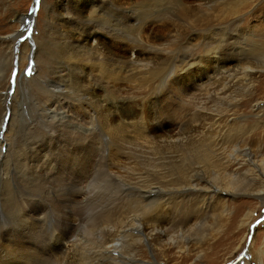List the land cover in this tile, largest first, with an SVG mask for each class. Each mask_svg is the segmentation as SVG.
I'll use <instances>...</instances> for the list:
<instances>
[{"label":"bare ground","instance_id":"6f19581e","mask_svg":"<svg viewBox=\"0 0 264 264\" xmlns=\"http://www.w3.org/2000/svg\"><path fill=\"white\" fill-rule=\"evenodd\" d=\"M166 1L173 5L174 0ZM164 5L157 4V9L154 8L157 16L162 11L173 12L171 5ZM102 7L101 4L97 6L99 10ZM140 14L132 11L128 18L117 17L115 23L110 21L113 25L104 22L106 19L95 22L113 26V29H107L108 32L118 31L131 41V49L135 52L141 49L156 55L170 54L173 65L167 67L163 62L141 60L137 54L122 60L87 52L86 46L69 39V50L61 49L67 59L63 72L58 74L69 83V88H73L69 90L73 99L86 105L87 117L73 111L70 99L64 98V88L58 87V92L51 90L52 106L42 121L49 119L45 123L48 129L35 130L39 137L44 134L45 138L27 143L26 152L33 157L31 160H26V152L24 157L19 156L17 144L14 148L10 138H0V216L6 223L5 232L0 231V241L12 238L17 243L15 255L22 258L40 253L43 260L56 264H137L139 250H143L145 242L152 244L156 239L160 252L166 254L165 247L175 241L169 240L174 228L182 239H188L191 232L200 231L203 214L213 204L220 205L221 215L227 217L229 201L240 191L246 195L253 192V196L256 192L264 194V126L261 127L263 123L259 120L264 108V101L259 98L264 93V42L250 40L252 35L248 34L247 46L251 48L248 50L261 59L256 63L233 64L243 48L246 52L247 46L241 44L244 39L241 32L229 31L221 25L205 28L203 41L214 53L209 63L211 73L193 71L191 67L197 61H194L192 46L182 42L177 52L166 46L182 33H170L168 43L159 47L144 44L137 30H141L140 24L146 17L141 19L144 16ZM26 16L24 20L29 18ZM115 31L111 35L116 37ZM259 32L264 35L263 30ZM20 36L16 34L12 39L16 41ZM260 39L264 38L260 36ZM1 60L0 57V67ZM178 71L181 72L179 76H184L178 77ZM1 72L2 68L0 76ZM171 75L180 90L177 121L172 130L165 129L163 112L157 104L152 107L156 121L152 126L145 125L143 115L137 120L123 116L116 120L114 110L118 103L125 102V98L135 101L139 96L123 94L114 99V91L109 88L111 82H129L137 90L153 89L156 85L165 87ZM2 96L5 100L9 97ZM16 96H11L12 101ZM155 96L157 100L158 94ZM249 107L258 117L254 121L239 115ZM14 115L11 113L10 122L5 123L8 128ZM65 117L66 121L63 120ZM52 119L57 121L51 123ZM3 125L4 115L0 119V131L4 129ZM58 126H64L65 130L60 132ZM5 145L7 148L3 149ZM12 151L23 164L27 162L28 169H14L9 158ZM195 219L197 224L193 223ZM212 230L209 237L222 233L220 228ZM219 245H211V253H215L214 249ZM8 250L6 252L10 254ZM3 251L5 254V249ZM258 253L257 263L264 264V251ZM32 257L28 259L32 261ZM155 258L147 264L167 263ZM246 261L244 258L240 264ZM20 262L27 264L24 261L17 264Z\"/></svg>","mask_w":264,"mask_h":264},{"label":"rangeland","instance_id":"374dc122","mask_svg":"<svg viewBox=\"0 0 264 264\" xmlns=\"http://www.w3.org/2000/svg\"><path fill=\"white\" fill-rule=\"evenodd\" d=\"M162 1H151V3L150 1L148 2V0H39L35 13H33L32 9L35 6L34 0H0V57L2 58V66L0 67V69L2 68V76H0V119L4 115L5 125L6 122H10L9 118L11 117V113H13V115L15 114L11 126H9L10 128H8V123L5 126L3 125L4 129L1 130L2 132L0 131V138L5 137L7 140L10 138L14 143V148L17 144L16 147L21 153L19 156L24 157L27 151V143L33 140L35 142L42 141L44 137V134H41L40 138L39 135L35 133V130L37 129L43 132L48 129L45 123L49 122V119L45 122L42 121L46 118L44 114L48 112V108L52 106L51 90L58 92V89H56L58 87L64 88V95H66L64 98L66 100L70 99L73 111L83 117H87L88 111L86 105H80V103L73 99V94L69 93V90L73 88H69V83L64 80V77L59 75L63 72L61 70H63L64 62H66L67 59L63 53L61 54V49L64 51L66 50V52L67 48L69 50V39L74 43L86 46L84 49H87V52L111 55L122 60H128L130 57L134 58L137 54L138 58L141 60L163 62L162 64L167 67H169L170 64L173 65V58L170 54L166 55L161 53L156 55L155 53H147L141 49L135 52V50L131 49L133 45L131 41L123 37L118 31L114 29L110 31L111 33L108 32L107 29H113V26L109 25L112 24L111 22L114 21L113 23H115V19L122 16L128 18V15L132 13V11L137 14L141 12L142 16H144L141 17V19H145L146 17L144 22L140 24L139 28H141V30H137L140 31L139 38L142 42H145L144 44H151L159 47L165 42L168 43L170 38L168 35L170 33H182L180 38H176L170 45L166 44V46L168 50L173 52H177V50L180 49V44L182 42L192 46L191 52L195 58L194 61H197L196 65L191 67L193 71L211 73V66L209 63H211L210 60L214 53L211 52L213 50L212 47H206L203 41L205 37L202 35V31L205 28H213L221 25L229 31H231V29L239 30L245 39V41L241 39L242 46L245 45L243 47H246L251 39L264 42V39H260V36L264 38V35L259 32L260 30L264 31V0H218V3L216 0H174L173 5H171L172 3L166 4V0ZM147 3L148 7L145 5ZM161 3L163 5L165 4L163 7L172 6L173 12L167 14L169 12L164 13V11H162L157 16V13H154L156 11H154V8L157 9V4ZM99 4L103 5L101 10L97 8ZM143 11H146V13L144 12L143 14ZM147 14L152 16L150 17ZM25 16H29V18L24 20ZM29 19L33 20L32 30L28 37L19 40L25 32L27 20ZM96 19H102L103 21L106 19L104 22L109 24L104 22L96 23ZM99 31L105 32L98 33ZM114 31L116 37L111 35ZM16 34H21V36L18 40L14 41L15 39H12V36ZM248 34L252 35L250 40H248ZM8 35L12 36L7 38L9 37ZM30 38L31 40H28ZM34 44L36 47L33 49ZM247 47L245 48L246 52L243 48V51H240V54L236 55L237 57L234 59V62H232L233 64L238 62L256 63V61L261 59L259 56H255V53L248 50H251L249 46ZM32 50H34L33 52L36 51V53L33 54ZM188 60L192 61L191 58ZM45 66H48L46 72ZM44 73L45 77H43ZM179 73L181 72H177L178 77L184 76V74H180L179 76ZM170 74H172V72ZM173 77L174 76L171 75L168 78L165 87L156 85L153 89L143 88L142 90H137L136 87L129 82H111L112 86L109 88L114 91V99H117L115 97H120L123 94H136L139 96L135 101L125 98L123 99L125 102L118 103L117 108L114 110L116 120H118L120 116L129 120L133 118L137 120L140 115H143L145 125L152 126L154 122H156L152 114V107L158 105L163 112L165 129H167V131L172 130V128L175 127L174 123L177 121V95L180 93ZM197 77L199 78V76L196 75V78ZM20 79L21 83H19ZM257 83L258 82H256L255 85H257ZM262 86L264 87V82H262ZM124 87H126L127 91ZM260 89L258 88L259 91ZM4 94L9 95L7 100L2 96ZM13 94H17L14 101H12L13 98L11 97ZM157 94L158 99L156 100L155 95ZM62 96L61 94L60 97ZM259 98L264 101V93L261 94ZM169 101H171L170 104ZM64 110L66 114L69 113L67 108H64ZM245 111H243L244 114H239L244 116L245 120L254 121L258 118L254 115L255 111L252 110L251 107H249L246 112ZM22 112L24 115L20 116ZM66 118L67 117L63 120L66 121ZM259 118L263 123L261 127H263L264 108ZM56 121L57 119L50 120L51 123H55ZM62 123H64V121ZM127 124H129V122H127ZM16 129L18 130L16 131ZM59 129H61L60 132L65 130L64 126H58V130ZM5 146L3 149L7 148V146ZM18 146H20V148ZM21 149H24L23 152H21ZM5 151L6 150H3V152ZM115 152L118 154V149H115ZM49 153L52 152L49 151ZM15 155L14 151H12L9 156L14 169L16 168V170L20 171L23 168H27V162L25 161L26 163H24V165L17 155ZM28 155L26 152L25 156L27 157ZM31 158L33 157L28 156L26 160H31ZM19 164L22 165L19 166ZM8 183L11 187L12 184L10 182ZM251 194L246 195L242 190L237 194L236 198L229 201L228 209L230 208V210H227L229 212V217L222 216V208L220 205L217 206L213 204V208L211 207L203 214L201 230L197 233L191 232L188 239L179 238L175 231L176 228H174L175 230L171 232L173 235H171V237L173 239L170 237L169 240L173 241L175 239V241L165 247L164 251L166 254L160 252L159 243L156 239L152 240V244L145 242V246L143 247L144 251L142 249L139 250V262L137 264H147L149 261L154 262L156 259L155 256H157L159 261L167 262L166 264H240L243 262L244 258H247L244 264H258L257 261L260 259L258 252L264 251V194L262 195L261 193L262 196L258 195L257 192L256 196ZM249 215L251 216L250 218ZM196 220L197 219L193 220V223L196 222L197 224ZM5 226L6 223L0 216V231L5 232ZM212 228H220L222 233L216 234L215 237H209V233L213 232ZM1 242L4 245H2ZM215 243H220V245L214 249L215 253H211L213 247H211V245ZM5 245H7V248ZM16 247L17 243L15 244L12 238L7 239V241H0V259L4 262L0 260V264H17L19 261L27 262V264H56L55 262L51 263L44 259L47 261L45 262L40 253L33 254L34 258L31 256L32 261L28 259L31 257L24 256L21 258L19 255H15L16 252L14 253ZM4 249L5 254L3 251ZM7 250L10 254L6 252ZM11 251H13V257H9L12 256ZM4 255L5 257H3ZM15 256H18L19 260ZM6 257L7 259H4ZM9 258L13 259L8 262ZM20 263L22 264V262Z\"/></svg>","mask_w":264,"mask_h":264},{"label":"water","instance_id":"95a60500","mask_svg":"<svg viewBox=\"0 0 264 264\" xmlns=\"http://www.w3.org/2000/svg\"><path fill=\"white\" fill-rule=\"evenodd\" d=\"M38 2H39V0H34V5L35 6L32 9L33 13H35L36 6H37ZM32 25H33V20L32 19L27 20V25H26L25 32H24L23 36L19 40H23L25 37L29 36V33L31 32Z\"/></svg>","mask_w":264,"mask_h":264}]
</instances>
